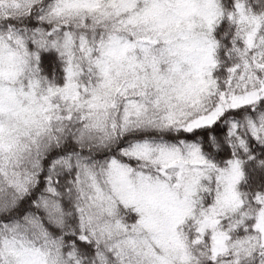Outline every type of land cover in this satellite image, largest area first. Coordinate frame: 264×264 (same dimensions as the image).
I'll return each instance as SVG.
<instances>
[{"label":"snow or ice","instance_id":"6c2138e0","mask_svg":"<svg viewBox=\"0 0 264 264\" xmlns=\"http://www.w3.org/2000/svg\"><path fill=\"white\" fill-rule=\"evenodd\" d=\"M0 264H264V0H0Z\"/></svg>","mask_w":264,"mask_h":264}]
</instances>
